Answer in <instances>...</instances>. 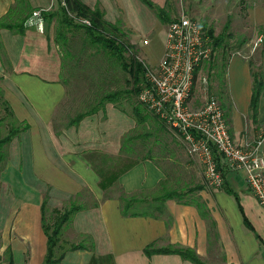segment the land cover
I'll use <instances>...</instances> for the list:
<instances>
[{"label": "crops", "instance_id": "obj_1", "mask_svg": "<svg viewBox=\"0 0 264 264\" xmlns=\"http://www.w3.org/2000/svg\"><path fill=\"white\" fill-rule=\"evenodd\" d=\"M81 1L91 8L99 7L109 22L123 18L128 24L126 1L134 0ZM151 1L162 4L164 0ZM30 2L34 8L50 3ZM13 4L14 0H0V18ZM141 12L148 17L145 9ZM149 13L153 26L156 17ZM157 23L166 36L167 25ZM43 24L39 29L24 22L23 32L0 27V89L16 121L26 124L1 146L0 264L10 260L11 264H42L46 252L42 212L45 217L47 211L63 210L71 202L80 208L63 224L61 238L64 242H83L84 247L67 250L61 264H195L177 252L148 255L144 248L149 243L157 248H190L205 264H264V206L247 187L243 171L227 169L223 160L221 187L206 183L203 167L195 158L177 161L179 169L190 175L183 183L200 186L195 196L203 215L195 204L176 198L163 202L162 214L121 213L120 189L128 194L149 191L165 178L166 168L155 157L142 158L120 172L114 184L102 189L97 170L123 169L125 163L117 167L110 160L120 161L122 135L134 121L112 102L75 123L56 115L66 93L60 79L62 52L50 25L45 31L46 22ZM146 37L149 42L141 45L140 55L155 64L164 43L155 51L152 38ZM256 51L258 57L255 54L253 58L262 72L256 70L264 80L263 43L248 54H231L228 87H214L216 80L211 87L229 132L239 144L252 141L264 125V83L255 120L250 118L249 109L250 61L254 60L249 58Z\"/></svg>", "mask_w": 264, "mask_h": 264}, {"label": "rangeland", "instance_id": "obj_2", "mask_svg": "<svg viewBox=\"0 0 264 264\" xmlns=\"http://www.w3.org/2000/svg\"><path fill=\"white\" fill-rule=\"evenodd\" d=\"M156 5L166 9L170 18H175L181 12H184L195 18L199 24H204L205 28L210 27L214 35L220 33L222 35L221 43L214 47L209 60L202 63L197 69L196 81L191 95L193 105L200 104L206 95H212L217 98L213 94L214 92L211 91V87H213L212 82L216 80L214 87L220 86L219 82L223 84V87H228L229 83L227 82L226 73L231 54L237 52L248 54L249 51L254 49V41L258 35H264V0H164L162 4ZM28 6L29 9L27 11ZM126 7L129 11V16L127 17L129 25L125 24L123 18L116 20L119 21L118 25L120 29L117 36L121 41L133 45L132 51H134L139 59L146 62L140 55L142 40L144 38L148 39L146 36L151 37V47L155 45L152 48L155 51L158 50V46L164 43L165 29L162 26L160 27L157 22H160L161 25L167 24L161 22L156 13H154V10L150 9L141 0L126 1ZM33 8L34 6L30 0H15L9 14L12 15L14 13L13 17H16L17 14H27ZM45 8L47 9L42 13H54L58 11V4L54 3L53 6ZM142 8L147 11L148 17L142 14ZM120 10L122 11L121 7ZM150 11L154 13L157 21L153 26L154 19L152 16L150 18ZM58 15L51 18L50 28L52 34L57 25H61L58 23ZM6 19L11 20L9 17ZM61 27L64 31L67 29L65 26L61 25ZM133 30L135 31L134 33ZM73 36L69 35L73 44L70 55L64 56L63 53L66 50L60 46L62 49L60 79L66 86V93L56 115H59L66 122L77 113L88 110L103 92L119 88V108L133 119L134 124L123 133V135L131 137V142L124 145L122 151L120 146V161L110 160V162L119 167V164L121 165L129 161V157H141L149 153V155L155 157L166 168L169 177V183L167 182L168 187L182 191L193 187L194 185L192 184L183 183L190 180V175L188 172L179 169V164H177V161L186 162L192 156L186 152L180 138L165 124H161L158 119L153 117L154 114L138 101V91L137 93L131 92L133 84L130 73L119 65L115 57L105 47L96 43L92 45L89 39L84 38V40L83 30H74ZM263 43L264 38L255 49ZM255 54L257 59L258 51L254 52L249 60ZM124 55L128 58L129 52H125ZM253 61H250L252 69H259L261 71V67L256 66L255 59ZM214 63L216 64V69L210 70V66L214 67ZM215 72H217V75ZM2 99H4L3 94L0 95V118H2L0 122V134L4 135L11 124L18 125V121H16L14 113L8 112V109L5 108ZM138 104H140L141 115H147L146 121L141 122L139 119L134 118L133 106ZM10 109L12 111L11 106ZM123 135L122 137H124ZM263 136L264 125L257 132L255 138ZM128 145L132 146L133 150L127 152L126 148ZM195 193V191H187L184 193L183 198L189 199ZM147 197L150 196H143L142 203L136 204L134 208L136 210L146 209L152 211L153 209L150 206H146V203H143ZM54 217V210H51V212L47 211L45 215L46 222L52 223ZM65 237L68 236L66 235Z\"/></svg>", "mask_w": 264, "mask_h": 264}, {"label": "built area", "instance_id": "obj_3", "mask_svg": "<svg viewBox=\"0 0 264 264\" xmlns=\"http://www.w3.org/2000/svg\"><path fill=\"white\" fill-rule=\"evenodd\" d=\"M66 6L65 0H50ZM34 8L25 24L43 28L42 11ZM68 14L89 25L86 17ZM260 34L254 48L263 40ZM144 38L142 44H147ZM212 44L198 21L181 12L167 24L163 53L155 64L143 61L144 74L137 93L138 101L159 118L183 143L186 152L203 167L205 181L221 187L224 181L221 161L230 170H242L247 187L264 206V136L239 144L229 132L219 100L206 95L198 105L191 100L200 65L211 57Z\"/></svg>", "mask_w": 264, "mask_h": 264}, {"label": "trees", "instance_id": "obj_4", "mask_svg": "<svg viewBox=\"0 0 264 264\" xmlns=\"http://www.w3.org/2000/svg\"><path fill=\"white\" fill-rule=\"evenodd\" d=\"M141 1L144 2L147 6H149V8L154 10V13H156V15L158 16L161 22L168 24L172 19H174V18H170V15L166 9L154 4L151 0H141ZM65 3L66 6L58 5V11L54 13L53 12L42 13L43 20L46 22L44 29L45 31L48 30V27L51 22V18L57 14H59L57 16L58 23L61 24L62 26H65V28H67L64 31L63 29H61L62 28L61 25H57V27L53 31L54 41L58 44L59 47L60 46L64 47L66 50L63 53L64 56L71 54L70 50L73 44L69 35H72V37H74L73 36L74 30H83V35H84L83 39L84 38L89 39V42L92 45L96 43L105 47L111 53V55L115 57L119 65H121L123 69L127 70L130 73L133 84L131 88V92L137 93V91L140 88V83L143 80L144 65H143V61L137 57L134 51H132L133 45L129 44L128 42L121 41L117 36L118 30H120L118 25L119 21L109 22L105 20L103 17V12H101L98 8L89 7L81 0H65ZM28 9L29 6L27 7V11ZM11 10L12 9H10L6 13V15L0 18V27L12 28L18 32H23L25 28L24 25L25 19L29 16L31 11L28 12L27 14L26 13H24L23 15L17 14L16 17H13L14 13L12 15L9 14L11 13L10 12ZM68 11L73 13L75 16L88 18L90 24L86 25L75 21L73 17L68 14ZM7 17H9L11 20H7L6 19ZM200 26L203 29L205 28L204 24H200ZM205 32L210 38L212 44V51H213L214 47L221 43L222 35L221 33L218 35H214V32L210 27L205 28ZM112 33L114 34L111 35ZM60 50L62 51L61 48ZM125 52H129L128 58L124 55ZM210 67H211L210 70L214 68L216 69V64L214 63V67L212 66ZM215 74L217 75V72H215ZM216 75L214 76L216 77ZM251 76H252V93L250 96L249 109H250V118H252V120H255L258 101L261 92L263 90L264 80L261 72L256 69L251 68ZM219 83L221 86L222 83L221 82ZM1 92L2 91L0 89V95H2ZM119 100H120L119 88L105 91L101 95H99L97 101H95L88 110L77 113L73 118H70V123L77 122L82 116L86 114L96 112L99 108L103 107L106 102H112L115 106H118L119 108L120 107ZM2 102L4 103L5 108L8 109V112L12 113L9 104L5 101V99H2ZM133 113H134V118L139 119L141 122L146 121L147 115H141L140 104L133 106ZM153 117L158 119L161 122V124L164 125V123L155 115ZM1 119L2 118H0V122ZM25 127L26 124L24 122H20L18 123V125L11 124V126L8 128L7 132L4 135L0 134V160L3 157L1 146H3L19 130ZM130 138L131 137L124 135L121 144V151L123 150L124 145L130 144L131 142ZM131 150H133L132 146L128 145L126 151L129 152ZM142 158L153 159V156L149 155L148 153V155H143L141 157L139 156L129 157V161H127L124 164L123 169L99 168L97 171L98 174L100 175L99 183L102 189L106 188V186H111L112 184H114L120 172L127 169L129 165H131L134 161H137ZM168 181H169V177L167 172H165V178L160 180L157 186L149 191H145L143 193L128 194L120 189V193L118 197L120 200L121 213L123 215H152V216L155 214V212L158 214H162L164 211L163 202L167 198H176L178 201L183 203L191 202L195 204L198 207L200 213L202 215L204 214V211L201 208V203L198 201L195 195H193V197H190L189 199L183 198L185 195L184 193L187 191L196 192L200 187L199 185L189 187L187 189H184L185 191L184 190L182 191L168 187L167 184ZM147 195H149L150 197H147L146 201H144L143 203H146V206H150L153 210L152 211H148L146 209L136 210L134 208L136 204L142 203L143 200L142 197ZM79 208H80L79 205L71 202L69 206L64 208L63 210L55 209L54 210L55 217L52 223L46 222V219L42 212V227L46 234V252L42 264H61V259L67 250L84 247L83 242L70 243L61 240V230L63 224L66 223L70 219L71 215ZM90 245L91 242L89 243V246ZM144 252L148 255L154 252H177L182 257L190 259L195 264H205L198 258L195 252L190 248H181V247H172V246L157 248L153 246V243H149L144 248ZM9 264H11V260L9 261Z\"/></svg>", "mask_w": 264, "mask_h": 264}]
</instances>
